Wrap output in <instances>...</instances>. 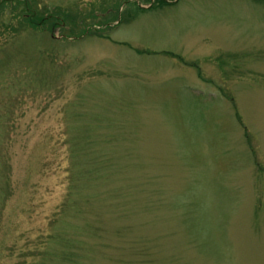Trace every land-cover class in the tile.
Segmentation results:
<instances>
[{
  "label": "rangeland",
  "instance_id": "rangeland-1",
  "mask_svg": "<svg viewBox=\"0 0 264 264\" xmlns=\"http://www.w3.org/2000/svg\"><path fill=\"white\" fill-rule=\"evenodd\" d=\"M0 264H264V0H0Z\"/></svg>",
  "mask_w": 264,
  "mask_h": 264
}]
</instances>
